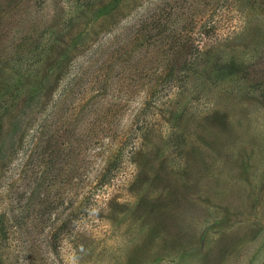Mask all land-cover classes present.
<instances>
[{
	"label": "rangeland",
	"instance_id": "obj_1",
	"mask_svg": "<svg viewBox=\"0 0 264 264\" xmlns=\"http://www.w3.org/2000/svg\"><path fill=\"white\" fill-rule=\"evenodd\" d=\"M27 5L0 26V264H264V0Z\"/></svg>",
	"mask_w": 264,
	"mask_h": 264
},
{
	"label": "trees",
	"instance_id": "obj_2",
	"mask_svg": "<svg viewBox=\"0 0 264 264\" xmlns=\"http://www.w3.org/2000/svg\"><path fill=\"white\" fill-rule=\"evenodd\" d=\"M33 1L35 2L37 0H33ZM28 2H29V0H0V26L3 25L2 23L6 22L4 19L11 20L12 24L14 23L17 26H19V24L22 23L24 20L28 19L26 17L27 14H24L23 16H21V14H20L21 12L28 13L30 11V6L27 5ZM2 4H5V5L2 6ZM16 29L17 28H14V30H16ZM12 41H13V39H11L9 41L8 48H10L9 45L12 44ZM1 42H2V40L0 38V56H1L2 51H3V47L1 45ZM9 51H11V50H9ZM184 52H185V49L180 48V49H177L175 51L174 55L176 57V56L184 54ZM184 55H186V54H184ZM184 60H185V57L183 58V62H184ZM177 69L178 68L174 67V65L170 64L168 66V69L165 71L164 76L160 79L156 78L157 81H156L155 85H158L157 89L161 88L162 85L164 87L165 83H167L168 85L170 83V85H169L170 87L173 86L172 81L174 79H172L171 76H173V72ZM1 88H3V86L0 83V89ZM3 95H4V92H3ZM2 100L3 99H0V101H2ZM1 104H4V103H1ZM11 110L12 109H10V108H5V107L3 108L4 115L6 116L5 121L7 122V124H8L7 126L9 127L8 128V133H9L8 137H10V138H11V136H16V128L18 127V125H16L15 123L18 122L19 115H20V114L16 115V114L10 113ZM2 118H3V113L1 112L0 113V123L2 122ZM0 127H1V125H0ZM0 135H1V128H0ZM1 137H2V135H1ZM2 142L3 141L0 139V145L2 144ZM0 148H1V146H0ZM119 152H120V149H118L116 151L117 154Z\"/></svg>",
	"mask_w": 264,
	"mask_h": 264
}]
</instances>
